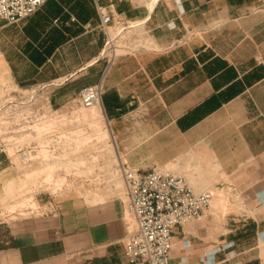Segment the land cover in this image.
I'll return each instance as SVG.
<instances>
[{
	"label": "crops",
	"instance_id": "0c3cea01",
	"mask_svg": "<svg viewBox=\"0 0 264 264\" xmlns=\"http://www.w3.org/2000/svg\"><path fill=\"white\" fill-rule=\"evenodd\" d=\"M98 8L145 19L156 49L105 70ZM100 78L98 110L125 166L245 201L242 213L209 207L176 227L168 264H264V0H48L16 24L0 20V93L57 80L56 108ZM0 168L4 177L2 154ZM96 194L0 227V264H128L125 195Z\"/></svg>",
	"mask_w": 264,
	"mask_h": 264
},
{
	"label": "built area",
	"instance_id": "2783aa9c",
	"mask_svg": "<svg viewBox=\"0 0 264 264\" xmlns=\"http://www.w3.org/2000/svg\"><path fill=\"white\" fill-rule=\"evenodd\" d=\"M47 1L0 0V20L16 24L37 12ZM98 11L104 42L97 59L104 60L105 70L119 56L156 49L150 40L145 19L109 16L102 8ZM71 21L75 19L71 17ZM179 42L181 40L174 44ZM101 80L82 87L64 104L71 102L83 108L100 107ZM60 83L57 80L40 82L13 90L16 94H10V90L0 95V153L9 166L44 163L69 167L78 163L74 159H63L62 152L73 149L78 141L105 152L104 144L108 137L113 159H100L95 175L89 178L96 180L100 187H109L115 194H118L117 179H121L128 218L123 237L124 256L128 264H168L173 230L188 221L200 219L209 209L214 192H194L184 177L167 170L152 168L140 173L125 166L116 155L110 122L101 108L88 120L82 121L74 111L52 109L48 93ZM28 91L31 94L27 95ZM34 105L39 109H30Z\"/></svg>",
	"mask_w": 264,
	"mask_h": 264
},
{
	"label": "rangeland",
	"instance_id": "374dc122",
	"mask_svg": "<svg viewBox=\"0 0 264 264\" xmlns=\"http://www.w3.org/2000/svg\"><path fill=\"white\" fill-rule=\"evenodd\" d=\"M6 92L0 93V95ZM10 94H16L13 90ZM31 94L30 91L26 92ZM48 93V95H50ZM63 104L52 109L74 111L81 121L99 112L97 108H83L76 103ZM32 110L39 109L38 105L31 106ZM88 120V119H87ZM105 139V152H101L89 144L86 146L82 141L75 143L73 149L62 152V158L74 159L78 164L66 167L60 164H41L37 166H9L4 170V177H0V227L6 228L12 222L19 219L38 216L48 210V202H55L73 196L88 198L97 196L99 189L109 187L99 186L96 180L89 177L95 175L102 158H112V147ZM94 148V149H93ZM69 151V152H68ZM3 154V153H0ZM4 156V155H3ZM10 156V155H9ZM5 158V157H4ZM63 158V159H64ZM2 169V168H0ZM117 193H124L121 179H117ZM218 196L217 204L213 208L211 200L210 208L223 219L228 213H242L245 210V201L236 196L230 190L214 191V197ZM213 199V198H212Z\"/></svg>",
	"mask_w": 264,
	"mask_h": 264
},
{
	"label": "bare ground",
	"instance_id": "6f19581e",
	"mask_svg": "<svg viewBox=\"0 0 264 264\" xmlns=\"http://www.w3.org/2000/svg\"><path fill=\"white\" fill-rule=\"evenodd\" d=\"M213 205L215 206V201H213Z\"/></svg>",
	"mask_w": 264,
	"mask_h": 264
}]
</instances>
